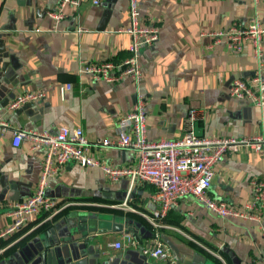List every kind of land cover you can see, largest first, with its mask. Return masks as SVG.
I'll use <instances>...</instances> for the list:
<instances>
[{
  "label": "crops",
  "instance_id": "0c3cea01",
  "mask_svg": "<svg viewBox=\"0 0 264 264\" xmlns=\"http://www.w3.org/2000/svg\"><path fill=\"white\" fill-rule=\"evenodd\" d=\"M62 1L0 0V118L10 125L0 134V234L12 225L13 205L34 193L43 169V152H32L29 142L15 146L13 130L18 128L51 133L61 126L80 128L91 144L88 154L113 167L135 165L138 156L129 149L93 144L117 137L119 120L139 97L146 104L150 141L182 138L193 113L199 137L241 138L264 131V108L230 96L235 80L264 79V38L259 49L246 44L233 52L225 42L208 49L213 39L201 36L256 18L264 25V0H137L141 17L160 36L141 49V81L128 78L116 84L94 82L80 69L127 59L132 38L120 30L129 26L130 0H77L80 4L68 5L56 22L49 14ZM66 85L71 90L62 96L60 87ZM38 90L46 92L44 101L9 109L17 95ZM252 180L264 182V155L247 149L228 155L215 167L208 197L240 208L252 200ZM156 192L151 184L130 191L126 178L112 183L100 167L69 162L49 179L47 189L48 197L68 207L51 219L42 213L0 238V264H18L23 249L44 237L77 253L85 245L87 256L142 262L147 258L138 251L152 244V229L138 214L113 206L127 202L134 210L151 213L158 208ZM163 224L161 241L166 244L168 238L191 253L185 260L172 251L181 264L193 262L196 255L211 264H264V211L258 220L226 219L186 197ZM119 225L124 229L112 233ZM126 233L138 248L113 247Z\"/></svg>",
  "mask_w": 264,
  "mask_h": 264
},
{
  "label": "built area",
  "instance_id": "2783aa9c",
  "mask_svg": "<svg viewBox=\"0 0 264 264\" xmlns=\"http://www.w3.org/2000/svg\"><path fill=\"white\" fill-rule=\"evenodd\" d=\"M250 1L258 4L260 0ZM95 3L98 4V1ZM79 4L77 0H63L59 9L49 15L56 22H60L68 5ZM120 32L129 34L132 38L127 59L120 64L112 61H104L98 65L87 64L80 69L81 75L89 76L97 83L116 84L128 78L136 83L141 81V49L153 46L159 40V29L146 23L140 15L138 1L130 0L129 26ZM201 36L213 39L208 49L220 42H225L233 52L242 51L246 44H252L259 49L264 38V25L256 18L245 25L235 24L229 30L205 32ZM69 90L71 85L60 87L62 96ZM230 96L235 100H247L255 107L263 109L264 79L261 76H253L247 80L237 79L231 85ZM45 98L44 90L28 91L17 95L10 102L9 109L16 110L29 103L42 102ZM194 119L193 113L182 138L150 141L146 125V104L144 99L139 97L133 109L119 120L117 137L98 140L93 144L95 148H119L135 152L138 162L123 167L104 165L89 155L91 144L80 128L61 126L54 133L33 132L24 128L13 130V142L16 147H20L22 142H29L32 152H43V169L34 193L26 201L13 205L10 213L12 225L0 234V238L19 231L42 213L48 214V219H51L68 207L48 197L47 189L49 179L69 162H76L83 167H100L112 183L126 178L130 181V191L141 184H151L157 189L155 202L158 208L154 212L134 210L127 202L113 206L138 214L152 229V244L139 249L147 259L166 264H181L170 247L161 241L160 231L166 228L163 219L183 198L193 197L199 200L209 211L221 218L258 220L264 211V182L252 180V200L240 208L211 199L208 192L212 186L215 167L226 156L237 155L245 149L264 155V131L255 136L241 138L199 137L193 128ZM9 129L8 122L0 118V134ZM113 247L118 250L125 247L136 249L138 242L126 233L123 235V241L114 243ZM209 253L222 260L219 254L212 251Z\"/></svg>",
  "mask_w": 264,
  "mask_h": 264
},
{
  "label": "water",
  "instance_id": "95a60500",
  "mask_svg": "<svg viewBox=\"0 0 264 264\" xmlns=\"http://www.w3.org/2000/svg\"><path fill=\"white\" fill-rule=\"evenodd\" d=\"M119 227L117 226V229L114 227L112 233H118L124 229L121 225ZM150 236L152 237L153 233H150ZM164 241L177 256L184 257L185 260L189 259V255L191 256L190 251H185L176 246L168 238H164ZM58 244V241L54 239L50 240L47 237L37 238L23 249L21 253L24 255L18 264H152L147 259H144L142 262L132 259L131 263H128V261L121 260L120 257L109 260L101 255L87 256L85 254V245L80 246L77 253L72 248L69 249L67 246L61 248ZM138 253L141 254V251L139 250ZM1 264L13 263H8L4 260ZM184 264H211V262L196 255L193 262L186 261Z\"/></svg>",
  "mask_w": 264,
  "mask_h": 264
},
{
  "label": "rangeland",
  "instance_id": "374dc122",
  "mask_svg": "<svg viewBox=\"0 0 264 264\" xmlns=\"http://www.w3.org/2000/svg\"><path fill=\"white\" fill-rule=\"evenodd\" d=\"M142 255V254H141ZM143 256V255H142Z\"/></svg>",
  "mask_w": 264,
  "mask_h": 264
}]
</instances>
